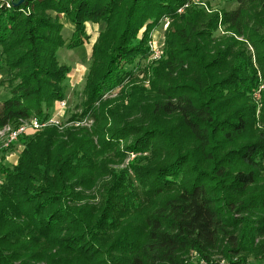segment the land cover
<instances>
[{
	"label": "trees",
	"instance_id": "obj_1",
	"mask_svg": "<svg viewBox=\"0 0 264 264\" xmlns=\"http://www.w3.org/2000/svg\"><path fill=\"white\" fill-rule=\"evenodd\" d=\"M232 1L216 10L193 0H0V129L46 120L64 98L59 15L75 26L70 48L92 45L93 122L28 130L16 162L0 163V264H180L187 250L245 263L239 238L260 229L241 217L264 210V133L242 140L255 118L252 57L264 79V0ZM96 20L107 29L91 43ZM165 21L146 111L135 88L95 107L106 80L126 77L121 60L144 57ZM172 117L181 131L166 140L160 119Z\"/></svg>",
	"mask_w": 264,
	"mask_h": 264
},
{
	"label": "rangeland",
	"instance_id": "obj_2",
	"mask_svg": "<svg viewBox=\"0 0 264 264\" xmlns=\"http://www.w3.org/2000/svg\"><path fill=\"white\" fill-rule=\"evenodd\" d=\"M13 1V0H7ZM194 2L204 3L210 5L213 9L221 10V9H230L232 8L235 3L232 0H193ZM24 14H28L29 10L25 9L23 11ZM50 16L54 17L55 14L53 12H48ZM59 22L62 23L61 34L64 39L63 44L61 47L57 48L56 50V58L59 64L68 67L69 72L66 76V86L64 90V98L61 100L64 101L65 105L63 109L59 106V101H55L53 106L50 108V116L49 118H55L59 121L61 126H67V122L70 123L71 119H76V121L84 122L87 121V125L91 126L92 120L87 119L85 116V106L84 102L86 100V96L84 93V86L87 74L89 72V68L91 65V44H83L78 47L70 48V40L73 35V31L75 29L74 24L69 21V18L66 15H59ZM168 23H164L163 25L159 24L157 27L152 29L149 32L148 40H151L153 44L162 50V55L164 51V31L167 27ZM107 27L106 24L103 23L101 20H96L94 22L87 24V31L90 35V42H96L98 38L100 39L101 35L104 34ZM221 33V32H219ZM223 33V32H222ZM147 40V42H148ZM250 50L251 55L252 49L248 47ZM147 54L144 57H136L131 56L126 58V60L130 61H123L119 64V69L123 68L126 70L125 74L126 77L121 79L119 82L116 80V76H111L110 80H106L102 85L101 89L102 92L99 94V100L96 102L95 107H98L101 102L103 101H114L121 103L120 99H124L129 97L130 94H133L134 91L132 90L135 88L138 91H141V107L146 111L148 108L147 98L143 93V90H149V81L151 79V72L152 68L157 66V60L152 59V55L149 51V47H147ZM162 57V56H161ZM161 57L159 59H161ZM157 64V65H156ZM252 65L257 70L255 74V78L257 79V85L251 91V95H249V101L251 105L255 106V118L250 123L248 132L242 139L243 141L252 140L258 135L259 133H264V79L261 78L260 71L261 69L256 65L254 58L252 57ZM118 69V70H119ZM7 72L5 70H0V97L7 95ZM126 97V98H123ZM144 114L140 115L143 116ZM139 117V116H138ZM166 119V120H165ZM162 118L160 119L161 128L165 131L167 137L166 140L171 139L174 135L181 131V126L176 118ZM27 136L26 134H24ZM129 139V138H127ZM160 139V138H159ZM159 139L156 140V145L159 144ZM19 141V138L11 143L9 146H4V142L2 139L0 140V163L8 165L5 163L6 159L9 158L12 154L15 155L21 151L22 145ZM19 146H21L20 151ZM132 156V155H131ZM18 158V157H17ZM129 158H131L129 156ZM16 162V161H15ZM127 164V159L124 161L122 165H113L111 167L114 168H125ZM1 178V173H0ZM131 179L132 176H131ZM258 185H264V172L258 173ZM135 183V182H134ZM243 223H250L249 221H245V219H253L254 221H258V223L253 224L255 227H258L260 230L258 231H251V235H247L248 238L243 234L239 240H243V247L244 251L242 253L241 258L245 260L244 264H264V210H253L249 215H243L241 217ZM252 227V226H250ZM246 228V226H245ZM245 228L243 231H245ZM251 229V228H250ZM247 230V229H246ZM248 233V232H247ZM241 235V234H240ZM225 239L221 240L224 241ZM222 245H226L221 243ZM181 258L180 264H198L199 261L204 260L200 258L199 255L192 251H184L183 253L179 254ZM226 257V261L231 259L232 261L238 260L237 256L233 255H219L215 252H211L210 260L216 261L219 258ZM208 262V261H206ZM229 264H231L229 262Z\"/></svg>",
	"mask_w": 264,
	"mask_h": 264
},
{
	"label": "built area",
	"instance_id": "obj_3",
	"mask_svg": "<svg viewBox=\"0 0 264 264\" xmlns=\"http://www.w3.org/2000/svg\"><path fill=\"white\" fill-rule=\"evenodd\" d=\"M165 23H168L165 21ZM168 25V24H167ZM147 45L149 47V51L152 55L153 60H157L161 57L162 50L157 48L151 40H148ZM65 103L63 100L59 101V106L63 109ZM87 121L79 122L76 121L75 125H87ZM59 121L55 118H47L46 120L40 121L36 117H32L27 120H20L19 125L16 128H11L9 125H6L0 129V140L4 142V146H9L11 143L16 141L20 135H24L28 130L32 129H41L45 126H57L59 125ZM198 264H229L225 258H219L216 261H199Z\"/></svg>",
	"mask_w": 264,
	"mask_h": 264
},
{
	"label": "crops",
	"instance_id": "obj_4",
	"mask_svg": "<svg viewBox=\"0 0 264 264\" xmlns=\"http://www.w3.org/2000/svg\"><path fill=\"white\" fill-rule=\"evenodd\" d=\"M21 146H19V150H17L18 152L20 151ZM18 157V153L15 155H11L9 156V158L6 159L5 163L8 165H13L15 163V161L17 160Z\"/></svg>",
	"mask_w": 264,
	"mask_h": 264
}]
</instances>
